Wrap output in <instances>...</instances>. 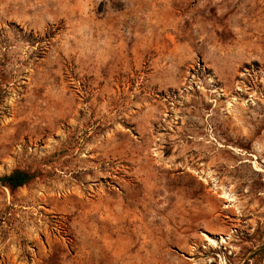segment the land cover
<instances>
[{"label":"rangeland","instance_id":"1","mask_svg":"<svg viewBox=\"0 0 264 264\" xmlns=\"http://www.w3.org/2000/svg\"><path fill=\"white\" fill-rule=\"evenodd\" d=\"M17 169L0 264H264V0H0Z\"/></svg>","mask_w":264,"mask_h":264},{"label":"trees","instance_id":"2","mask_svg":"<svg viewBox=\"0 0 264 264\" xmlns=\"http://www.w3.org/2000/svg\"><path fill=\"white\" fill-rule=\"evenodd\" d=\"M35 178L34 174L22 170H13L10 174L0 176V185L14 193L17 189L28 185Z\"/></svg>","mask_w":264,"mask_h":264},{"label":"bare ground","instance_id":"3","mask_svg":"<svg viewBox=\"0 0 264 264\" xmlns=\"http://www.w3.org/2000/svg\"><path fill=\"white\" fill-rule=\"evenodd\" d=\"M257 170H260V169L257 168ZM223 197L225 199H227L226 201H228V202H232L233 201V199L230 198L231 196H229V195L223 194ZM223 241H224V238L221 239V242H223ZM209 244L212 245V246H216L217 245V243L212 241V240H209Z\"/></svg>","mask_w":264,"mask_h":264}]
</instances>
